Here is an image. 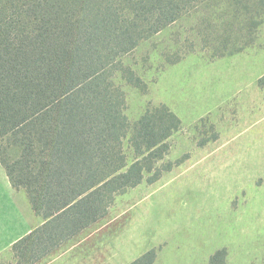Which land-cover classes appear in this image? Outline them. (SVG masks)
Returning a JSON list of instances; mask_svg holds the SVG:
<instances>
[{"label": "trees", "instance_id": "obj_1", "mask_svg": "<svg viewBox=\"0 0 264 264\" xmlns=\"http://www.w3.org/2000/svg\"><path fill=\"white\" fill-rule=\"evenodd\" d=\"M201 1L0 0V140L19 148L0 162L45 220L13 244L15 264H33L105 215L115 195L180 162L156 166L179 117L159 104L129 123L114 75L141 84L121 57ZM156 254L128 264H153Z\"/></svg>", "mask_w": 264, "mask_h": 264}, {"label": "rangeland", "instance_id": "obj_2", "mask_svg": "<svg viewBox=\"0 0 264 264\" xmlns=\"http://www.w3.org/2000/svg\"><path fill=\"white\" fill-rule=\"evenodd\" d=\"M263 2L203 0L121 57V65L141 80L133 85L120 71L114 75L129 123L149 106L167 104L181 127L168 138V152L156 166L180 162L156 181L143 180L115 195L91 227L94 234L102 230L106 236L108 253L124 235L122 243L135 255L155 248L154 264H209L221 250L226 253L223 264H264V102L259 104L264 84L257 85L260 96L253 95L245 106H231L236 93L201 117L187 112L195 106L187 99L193 94L177 89L180 79L187 82L194 72L182 73L183 61L260 51ZM4 145L0 140V158L10 164L19 148ZM124 148L131 160L128 138ZM0 264L14 263L0 259Z\"/></svg>", "mask_w": 264, "mask_h": 264}, {"label": "crops", "instance_id": "obj_3", "mask_svg": "<svg viewBox=\"0 0 264 264\" xmlns=\"http://www.w3.org/2000/svg\"><path fill=\"white\" fill-rule=\"evenodd\" d=\"M179 69L182 73L194 71L187 82L180 79V88H177L181 93L193 94L191 97L180 96V99L187 97L188 100L191 98L195 101V106H188L187 112L190 114L194 113L201 117L211 109L210 106L218 107L221 103L229 101L236 93L239 94L237 102H232L231 106L243 107L246 103L252 102L253 95L258 94L259 97L261 94L257 85L259 79L264 76V45L261 43L260 51L254 54L247 52L229 54L212 60L196 58L194 64L183 61ZM166 77L165 74L163 77L165 89L170 85L165 81ZM261 102L264 101L260 100L259 104ZM99 219L33 264H128L141 255H135L131 247L122 243L124 235L117 242L114 240L117 249L112 250L111 254L108 253V243L106 236H102V230L97 231L98 234L91 231V227L96 225ZM44 221L42 216L33 211L25 190L12 186L0 162V259L15 264L13 244L41 226Z\"/></svg>", "mask_w": 264, "mask_h": 264}]
</instances>
